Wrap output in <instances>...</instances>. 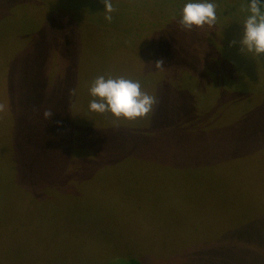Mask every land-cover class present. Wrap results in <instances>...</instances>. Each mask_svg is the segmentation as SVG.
<instances>
[{"label":"rangeland","instance_id":"1","mask_svg":"<svg viewBox=\"0 0 264 264\" xmlns=\"http://www.w3.org/2000/svg\"><path fill=\"white\" fill-rule=\"evenodd\" d=\"M188 2L111 0L108 22L102 0H0V264H264V56L241 51L249 0H209L215 26L190 31ZM98 76L139 81L153 111H91ZM27 112L57 143L30 144L31 170L9 183L8 136Z\"/></svg>","mask_w":264,"mask_h":264},{"label":"clouds","instance_id":"2","mask_svg":"<svg viewBox=\"0 0 264 264\" xmlns=\"http://www.w3.org/2000/svg\"><path fill=\"white\" fill-rule=\"evenodd\" d=\"M105 5L104 19L111 22L112 13L115 11L111 0H102ZM247 16L243 23V35L240 40L241 51L245 49L254 52L256 55L264 56V12L260 8V0H249ZM216 5L209 0H189L184 5L183 14L180 18V25L185 30H192L193 27L202 28L207 25L209 28L216 23ZM235 43V42H233ZM162 61L156 62V68H161ZM90 95L94 97L89 103L91 111L97 113L111 112L116 118L135 120L148 116L156 104V97L143 91L139 81L124 77L98 76L92 82ZM6 110V105L0 103V112ZM53 112L45 110L43 115L46 120L50 119Z\"/></svg>","mask_w":264,"mask_h":264},{"label":"trees","instance_id":"3","mask_svg":"<svg viewBox=\"0 0 264 264\" xmlns=\"http://www.w3.org/2000/svg\"><path fill=\"white\" fill-rule=\"evenodd\" d=\"M260 8H261V11L264 12V0H260ZM61 85H63L62 81H61ZM59 105L61 104L59 103ZM12 128H15L16 131L11 133L8 136V139L9 141L11 140V143H8L9 146L8 144H6V146H8V150L6 154L4 155L5 157L3 158L4 160H6V162L1 167L3 176H5L4 180H6L9 183L14 181L15 175L31 170V162H30L29 156H27L28 155L27 153L29 152V150L26 147L25 143H20L16 140L17 133L22 131V129L18 127H12ZM21 137L23 140L26 139V136H24L23 134H21ZM62 142H65V141H62ZM46 160H47L46 161L47 164L54 163V162H51L49 159H46ZM58 160L55 162L56 165L59 163ZM9 163H12V164H9ZM125 260L126 262L124 264H144L142 261L134 257H129Z\"/></svg>","mask_w":264,"mask_h":264},{"label":"crops","instance_id":"4","mask_svg":"<svg viewBox=\"0 0 264 264\" xmlns=\"http://www.w3.org/2000/svg\"><path fill=\"white\" fill-rule=\"evenodd\" d=\"M58 96H59V91H58ZM61 106V105H60ZM64 106L62 105L61 108H63ZM65 108V107H64ZM60 111V110H59ZM63 112H66V110L64 109ZM30 114L29 112H27L25 114L26 117V121L23 122V124H14L13 123V127H18L21 128L22 131L17 133V137L16 140L20 143H25L26 147L28 148L29 145H34V147L40 149L41 147L44 148V146H46V148H51L53 146H56L55 144L57 143V141H54L52 143L50 135L48 134V131L44 132L45 130L42 129V126H39V122L34 124L30 118ZM16 121H19V119H15ZM34 121H37V119L35 118ZM22 122V121H21ZM11 130H13V132L16 131L15 128H11ZM37 131V132H36ZM11 132V133H13ZM16 134V133H15ZM21 134H23L24 136H26V139L23 140L21 137ZM37 139V143L35 144L34 140ZM59 141V139H58ZM50 144V145H49ZM37 145V146H36ZM49 145V146H47ZM50 151V149H49ZM51 153V152H50Z\"/></svg>","mask_w":264,"mask_h":264}]
</instances>
